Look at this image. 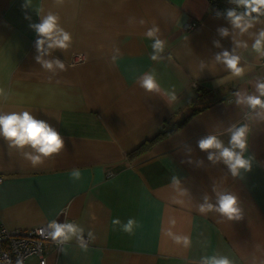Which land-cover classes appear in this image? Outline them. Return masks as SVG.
<instances>
[{
  "label": "crops",
  "instance_id": "1",
  "mask_svg": "<svg viewBox=\"0 0 264 264\" xmlns=\"http://www.w3.org/2000/svg\"><path fill=\"white\" fill-rule=\"evenodd\" d=\"M25 2L0 0V87L10 93L0 110L33 112L61 133L65 149L33 167L0 138V224L27 229L56 219L77 222L85 238L95 233L87 252L73 238L64 252L50 250L47 264H202L212 256L264 264V109L237 104L235 95L253 94L264 78V57L251 48L264 23L243 34L233 29L229 0H31L24 9ZM50 10L73 37L66 53L46 57L65 62L66 71L55 74L36 63L29 27ZM154 24L167 41L156 61L145 36ZM224 50L241 56L242 76L216 60ZM148 72L159 91L140 87ZM233 125L250 129L243 155L252 158L250 170L235 177L222 158L208 159L219 150L198 146L209 134L227 146ZM225 190L239 196L241 220L199 212L206 196L215 203ZM115 218L134 219L132 234Z\"/></svg>",
  "mask_w": 264,
  "mask_h": 264
},
{
  "label": "clouds",
  "instance_id": "2",
  "mask_svg": "<svg viewBox=\"0 0 264 264\" xmlns=\"http://www.w3.org/2000/svg\"><path fill=\"white\" fill-rule=\"evenodd\" d=\"M54 3H64V0H53ZM229 3L235 5L226 9L227 19L232 25L233 29H238L241 34L248 32L249 29L254 28L257 23H264L261 18L264 17V0H229ZM31 0H26L22 5L27 9ZM39 22H30L29 27L34 29L36 39L34 47L37 55L35 61L41 68L47 72L56 73L57 69L66 71L65 62L61 59L52 57L56 50L66 53L72 46V34L66 30L61 24V17L58 12L48 11L44 15H39ZM216 16H220L217 11ZM26 19H30L26 15ZM140 24H145L143 19ZM221 35H229L228 28H219ZM145 36L152 41L151 43V60L156 61L160 59V53L165 51L167 41L161 38V30L158 25H153L147 29ZM219 46V42H216ZM243 47H248L247 42H243ZM254 52L264 57V27L260 28L255 33V39L251 44ZM168 59H172L171 53H168ZM216 60L221 61L226 72L230 76L240 77L244 74V67L241 64V56L224 50L222 53L216 54ZM51 80V77H48ZM139 85L144 91L152 92L160 90V83L156 76L151 73H145L143 78L139 80ZM255 92L253 94H241L238 89L235 92L236 103H246L249 108L264 109V78H260L254 85ZM173 93V99H175ZM10 99V93L3 87H0V102H6ZM231 132L228 145L216 135L209 134L208 136L199 140L198 146L201 150L217 149L216 153L210 152L208 159L215 160L222 158L224 163L228 166L231 174L235 177L240 174V169L250 170L251 157L245 158L243 153L248 150L249 142L247 136L250 129L247 125L239 127L232 126L229 129ZM0 138H2L10 149H16L22 153L24 159L28 160L33 167L43 164L46 158L58 155L65 149V140L61 133L52 126L49 122L43 119H38L36 115L29 110L22 111H2L0 110ZM239 149L240 151H236ZM80 172L73 170L71 177L75 180L80 179ZM175 180V177L173 178ZM215 191V188L213 189ZM209 197H205V203L199 208L202 214L208 212H216L219 214V222L223 220L239 221L244 216V211L241 206L239 196L229 190L217 192L216 202L209 203ZM113 225H121L122 231L132 234L133 227L136 221L129 218L127 223L121 224L119 218L112 220ZM41 236L50 239L53 243L60 245L67 244L73 238L77 241L79 247L87 252L90 243L94 242L96 237L92 230L87 231V239L85 238V228L77 222H60L53 219L49 221L46 226L38 229ZM175 243H183L185 247L190 244V239L187 236H174ZM60 251L64 252L63 247ZM5 264H12V261L5 257ZM15 264H24V258L17 256ZM202 264H235V261L229 259L227 256H212L203 257Z\"/></svg>",
  "mask_w": 264,
  "mask_h": 264
},
{
  "label": "built area",
  "instance_id": "3",
  "mask_svg": "<svg viewBox=\"0 0 264 264\" xmlns=\"http://www.w3.org/2000/svg\"><path fill=\"white\" fill-rule=\"evenodd\" d=\"M193 26H195L194 23L190 24L189 27ZM77 59H81V56L78 55ZM1 181L2 178L0 177ZM47 223L27 229H10L0 224V264H5V257L10 259L12 264H15L18 255L24 258V264H30L28 261L31 257H36L39 264H47V255L50 250H54L59 254L60 248L64 244L53 243L38 232V229L46 226Z\"/></svg>",
  "mask_w": 264,
  "mask_h": 264
},
{
  "label": "trees",
  "instance_id": "4",
  "mask_svg": "<svg viewBox=\"0 0 264 264\" xmlns=\"http://www.w3.org/2000/svg\"><path fill=\"white\" fill-rule=\"evenodd\" d=\"M214 4H216L215 1H214ZM234 7H235V5H234ZM164 135H165V134L162 133V134L158 135L156 138H154V140H150V141L146 142L144 145H142V149H143V148H144V149H146V148L148 149L149 145H151L152 142L158 140L159 138H161V137L164 136ZM140 148H141V147H140ZM140 148H139V149H140ZM139 149L136 150V151H133V152L131 153L130 157H135L136 155H138V153H139V152H138Z\"/></svg>",
  "mask_w": 264,
  "mask_h": 264
}]
</instances>
